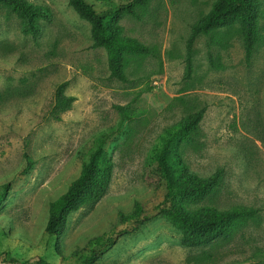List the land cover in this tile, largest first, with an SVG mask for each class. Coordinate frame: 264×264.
Returning <instances> with one entry per match:
<instances>
[{"label": "rangeland", "instance_id": "374dc122", "mask_svg": "<svg viewBox=\"0 0 264 264\" xmlns=\"http://www.w3.org/2000/svg\"><path fill=\"white\" fill-rule=\"evenodd\" d=\"M27 1L49 8L52 21L43 22L38 37L25 36L16 15L0 8V264H80L72 254L106 233L116 245L95 248L104 253L98 264H264V0L251 62L234 26L215 34L218 45L205 36L196 40L190 78L187 41L216 0H152L144 21L122 18L125 34L154 50L130 60L129 83L111 77L106 51L91 47V26L68 0ZM88 1L99 11L115 8ZM64 82L76 101L57 121L55 93ZM203 108L196 142L180 151L191 171L210 177L222 170L223 182L189 208L244 206L260 215L230 240L200 248L184 247L182 232L164 218L122 235L134 224H120L121 212L136 201L162 199L163 188L150 187L143 176L165 129ZM103 139L112 181L98 201L69 217L59 240L63 260L56 238L45 232L49 206Z\"/></svg>", "mask_w": 264, "mask_h": 264}, {"label": "trees", "instance_id": "16d2710c", "mask_svg": "<svg viewBox=\"0 0 264 264\" xmlns=\"http://www.w3.org/2000/svg\"><path fill=\"white\" fill-rule=\"evenodd\" d=\"M70 7L78 16L91 26L92 48H102L108 57V68L112 78L129 83L127 69L132 58H146L154 55V50L139 40L127 36L120 21L130 17L144 21L152 0H94L106 7H115L99 11L88 0H68ZM4 7L20 20L21 33L38 37L43 22L52 21L49 8L31 4L27 0H0ZM260 0H216L210 11L202 16L192 27L187 41L186 77L193 73L194 45L201 37H209L212 45L221 42L215 34L223 29L238 27L247 63H250L258 44L260 32ZM211 62L212 56H210ZM68 82L60 84L55 93L53 118L62 120V114L71 110L75 97L65 94ZM205 108L181 119L174 126L165 129L162 134V146L153 162L148 164L144 181L154 188H163L160 202L155 205L136 201L130 212H121L120 224L133 223L131 231L122 235L133 236L145 227L147 222L164 218L182 232V245L187 248H200L218 240H230L234 234L255 220L261 212L259 208L236 206L219 210L212 206L197 205L213 195L222 185L223 171L210 177H202L190 170L180 151V145L196 142ZM28 171L32 167L27 156ZM114 171V163L106 148V140H101L83 162L80 175L70 184L67 191L50 203L45 232L57 240L56 251L65 260L59 245L60 238L67 230L69 217L79 210L98 201L108 190ZM8 186H5L7 188ZM116 238L109 233L94 237L88 246L75 251L72 258L80 264H98L104 255L96 247L109 249L116 245ZM90 248V249H88ZM37 264H54L40 259Z\"/></svg>", "mask_w": 264, "mask_h": 264}]
</instances>
